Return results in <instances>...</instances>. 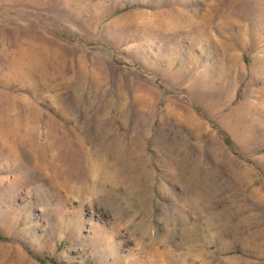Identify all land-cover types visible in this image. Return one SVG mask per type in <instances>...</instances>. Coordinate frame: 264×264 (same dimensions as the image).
<instances>
[{"label":"rangeland","instance_id":"1","mask_svg":"<svg viewBox=\"0 0 264 264\" xmlns=\"http://www.w3.org/2000/svg\"><path fill=\"white\" fill-rule=\"evenodd\" d=\"M0 264H264V0H0Z\"/></svg>","mask_w":264,"mask_h":264}]
</instances>
